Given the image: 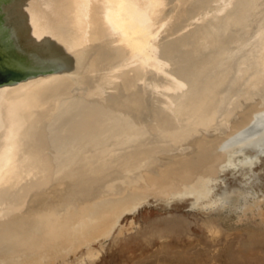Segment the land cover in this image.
I'll return each mask as SVG.
<instances>
[{"label":"bare ground","instance_id":"bare-ground-1","mask_svg":"<svg viewBox=\"0 0 264 264\" xmlns=\"http://www.w3.org/2000/svg\"><path fill=\"white\" fill-rule=\"evenodd\" d=\"M170 3L0 0V65L28 73L0 83V264H97L106 241L85 242L123 243L150 199L264 226L258 166L216 187L264 158V0L181 2L169 24Z\"/></svg>","mask_w":264,"mask_h":264},{"label":"rangeland","instance_id":"rangeland-1","mask_svg":"<svg viewBox=\"0 0 264 264\" xmlns=\"http://www.w3.org/2000/svg\"><path fill=\"white\" fill-rule=\"evenodd\" d=\"M181 2L185 6L189 4L184 0H171L170 7L167 8L173 11L167 23L170 24L178 17L182 9L179 8ZM158 45L160 47L161 43ZM159 50L157 48L156 52ZM156 52L154 60L155 63H159L162 55ZM86 90L87 86H83L74 90L72 95L79 96ZM256 166L259 181L253 187V191L259 197L264 196V158L260 163L255 162V157L249 155L240 158L235 169H230V172L222 175L221 180L227 188L221 182H218L216 187L220 191L240 188L238 181L254 171ZM191 199L183 197L173 198L172 201L164 198L159 201L147 200L118 221L121 226L130 220L134 221V225L130 226L133 231L123 243L112 246L110 239H107L112 230L109 229L86 241L85 245L106 241L97 264H264V226L260 225L263 228L258 231L260 228L258 218L254 221L244 219L239 221L238 217L243 216L242 211L225 210L218 213L214 211V207H211L212 211L205 208L200 211L190 207ZM211 218L218 221L222 230V234L214 241L206 239V231L202 228V222ZM117 231L118 229L115 230V234ZM76 251L77 249L73 247L61 252L52 251L43 254L36 264L56 263Z\"/></svg>","mask_w":264,"mask_h":264},{"label":"water","instance_id":"water-1","mask_svg":"<svg viewBox=\"0 0 264 264\" xmlns=\"http://www.w3.org/2000/svg\"><path fill=\"white\" fill-rule=\"evenodd\" d=\"M28 73L21 71L15 72L9 69H6L0 65V83L7 82L9 80H20L23 76L27 75Z\"/></svg>","mask_w":264,"mask_h":264}]
</instances>
